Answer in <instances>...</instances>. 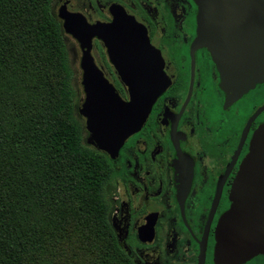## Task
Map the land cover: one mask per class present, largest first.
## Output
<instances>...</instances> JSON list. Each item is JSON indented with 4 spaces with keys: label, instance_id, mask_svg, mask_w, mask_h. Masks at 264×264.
I'll return each mask as SVG.
<instances>
[{
    "label": "flooded vegetation",
    "instance_id": "obj_1",
    "mask_svg": "<svg viewBox=\"0 0 264 264\" xmlns=\"http://www.w3.org/2000/svg\"><path fill=\"white\" fill-rule=\"evenodd\" d=\"M218 0H209L214 4ZM244 6L245 0H240ZM203 0H50V13L65 24H138L161 64L167 84L146 121L120 147L105 186L108 221L131 264H217L216 229L231 206L230 191L250 141L264 124V80L235 99L222 87L214 61L221 49L233 51L255 42L251 10L239 0H223L242 20L200 24ZM240 12V13H239ZM246 18V20H244ZM63 31V30H62ZM68 56L78 109L85 102L81 44ZM90 56L119 98L129 102L102 40L93 37ZM261 110L258 114L257 111ZM83 140L88 132L81 117ZM95 149L94 146L88 145ZM96 150V149H95ZM100 152V151H99ZM240 264H264L257 255Z\"/></svg>",
    "mask_w": 264,
    "mask_h": 264
},
{
    "label": "trees",
    "instance_id": "obj_2",
    "mask_svg": "<svg viewBox=\"0 0 264 264\" xmlns=\"http://www.w3.org/2000/svg\"><path fill=\"white\" fill-rule=\"evenodd\" d=\"M50 0H0V264H131Z\"/></svg>",
    "mask_w": 264,
    "mask_h": 264
},
{
    "label": "water",
    "instance_id": "obj_3",
    "mask_svg": "<svg viewBox=\"0 0 264 264\" xmlns=\"http://www.w3.org/2000/svg\"><path fill=\"white\" fill-rule=\"evenodd\" d=\"M251 10L255 42L233 51L221 49L214 61L222 76V87L235 99L264 80V0H239V9ZM223 0L211 4L203 0L198 20H242ZM240 13V12H239ZM66 20L62 30L81 44L85 102L78 114L85 118L87 144L115 158L120 147L140 130L155 100L167 84L161 64L149 44L145 30L138 24H121L127 18L117 17L116 24H71ZM246 20V18H244ZM98 37L107 48L109 59L121 82L128 88L129 102L122 101L115 89L101 75L90 56L91 40ZM264 107L261 108L263 110ZM261 110L257 111L258 114ZM231 206L219 220L216 229L215 260L217 264H240L264 255V124L250 141L230 191Z\"/></svg>",
    "mask_w": 264,
    "mask_h": 264
},
{
    "label": "rangeland",
    "instance_id": "obj_4",
    "mask_svg": "<svg viewBox=\"0 0 264 264\" xmlns=\"http://www.w3.org/2000/svg\"><path fill=\"white\" fill-rule=\"evenodd\" d=\"M65 47H66V51H67V56L70 55V57H72L76 52H77V48L76 45L74 43V41L72 39H68V41L65 43ZM78 78L77 77H72V84L77 85ZM75 87V86H74ZM78 98L75 101L76 104V108L78 106ZM79 120L81 121V119L79 118Z\"/></svg>",
    "mask_w": 264,
    "mask_h": 264
}]
</instances>
